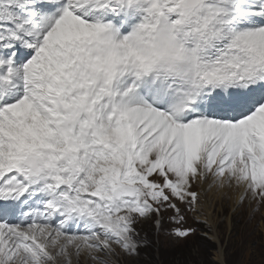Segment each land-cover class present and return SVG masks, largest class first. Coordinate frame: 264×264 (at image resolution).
<instances>
[{"label":"snow or ice","instance_id":"snow-or-ice-1","mask_svg":"<svg viewBox=\"0 0 264 264\" xmlns=\"http://www.w3.org/2000/svg\"><path fill=\"white\" fill-rule=\"evenodd\" d=\"M209 175L264 201V0H0V264L187 239Z\"/></svg>","mask_w":264,"mask_h":264},{"label":"rangeland","instance_id":"rangeland-1","mask_svg":"<svg viewBox=\"0 0 264 264\" xmlns=\"http://www.w3.org/2000/svg\"><path fill=\"white\" fill-rule=\"evenodd\" d=\"M218 187L211 175L196 184L199 204L183 223L196 230L193 235L169 236L173 225L166 214L159 233L151 225L141 226L149 243L138 257H111L110 264H264V201L246 197L241 203L242 195L235 202L226 200L227 184ZM77 263L95 264L86 256Z\"/></svg>","mask_w":264,"mask_h":264},{"label":"bare ground","instance_id":"bare-ground-1","mask_svg":"<svg viewBox=\"0 0 264 264\" xmlns=\"http://www.w3.org/2000/svg\"><path fill=\"white\" fill-rule=\"evenodd\" d=\"M209 177H210V175H209ZM208 177V178H209ZM228 187H227V194L225 195V197H224V199H226V200H228V199H230V200H232V201H236V200H238V198L242 195V193H243V190L242 189H239V188H237V187H235L234 185L233 186H229V185H227ZM215 188L217 189V188H220V187H218L217 185H215ZM264 203V202H263ZM91 260V259H90ZM89 261V260H88ZM79 263V262H78ZM77 263V260L76 259H74V264H78Z\"/></svg>","mask_w":264,"mask_h":264}]
</instances>
